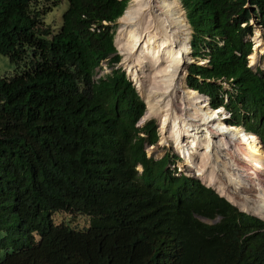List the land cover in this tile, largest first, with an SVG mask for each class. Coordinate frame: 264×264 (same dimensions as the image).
<instances>
[{"label":"trees","instance_id":"1","mask_svg":"<svg viewBox=\"0 0 264 264\" xmlns=\"http://www.w3.org/2000/svg\"><path fill=\"white\" fill-rule=\"evenodd\" d=\"M181 2L194 52L206 44L211 58L192 68L190 87L217 107L219 88L206 81L235 79L251 116L243 125L264 145V70L248 68L253 28H241L254 14L264 26V0ZM63 4L61 23L50 26ZM125 8L124 0H0V52L16 66L0 77V264H264V212L245 211L192 168L175 176L168 154L148 158L144 145L159 135L155 122L136 127L145 104L132 83L119 71L94 80L104 60H120L103 22ZM123 35L121 27V51ZM156 71L150 65L144 78L154 82ZM60 213L90 225L56 223Z\"/></svg>","mask_w":264,"mask_h":264},{"label":"bare ground","instance_id":"2","mask_svg":"<svg viewBox=\"0 0 264 264\" xmlns=\"http://www.w3.org/2000/svg\"><path fill=\"white\" fill-rule=\"evenodd\" d=\"M175 1L132 0V8L128 9L125 15L128 21L121 20L125 40L124 50L121 51L125 57L124 64L127 65L129 74L138 83L145 96L146 104H148L145 117L159 118L161 135H159L158 145L146 143L144 150L147 154V150L159 146L161 140V144L166 146V154L169 155L167 168L175 176H180L185 168H192L196 176L207 175L213 180L215 179L213 172L217 171L222 178L218 184L222 194L236 203L240 201L242 192L249 196L252 191H264L261 177L262 175L264 177V166L260 169L262 175L256 176L253 180L249 177L251 172L259 171L258 166H255L253 170L245 168L254 158L264 163V152L259 146L262 141L256 134L246 131L243 124H236L239 115V113L236 114V110H234L235 125L223 124L219 119V114L222 112L210 110L207 101L202 100L203 96L187 88L185 81L187 66L192 61L191 56L186 57L189 50V34L186 19L176 9ZM138 10H143V14L137 19ZM142 20L147 25L153 24L154 21L173 24V38L166 39L162 32L147 36L142 28ZM261 23L258 16L254 14L247 23L241 25V28L248 26L253 28L252 35L245 38V42L255 47V51L249 56L251 65L256 64L258 58L264 53L263 47L261 54L258 53L264 39L260 38L261 35L259 37L257 30L254 33L255 25L261 26L264 31ZM164 33L167 31L165 30ZM178 46L183 48L179 50ZM206 47L204 44L199 53L211 60L209 49ZM180 62H184L183 65ZM150 65L155 66L157 71L152 86L145 87L147 81L144 74ZM102 72L101 67L97 68L94 80H98ZM229 80L232 82L229 93L231 104L236 102L237 111L239 109L241 111L240 116L251 118L249 114L244 113L241 103H237L239 91L236 80L233 78ZM170 91H172L171 97L166 101H160L159 95ZM175 101H178V110L172 107ZM223 116L226 114L223 113ZM144 121L143 118L142 124ZM262 121L261 118L260 122ZM136 127L144 128L139 123ZM177 155H182L183 160H177ZM147 157L153 158L148 154ZM161 159L154 158L156 161ZM245 174L246 177H244ZM224 184L228 187V191ZM256 197L258 200L253 198L251 204L248 202L242 204L245 211L247 209L249 211L250 208L264 212V193H258Z\"/></svg>","mask_w":264,"mask_h":264},{"label":"clouds","instance_id":"3","mask_svg":"<svg viewBox=\"0 0 264 264\" xmlns=\"http://www.w3.org/2000/svg\"><path fill=\"white\" fill-rule=\"evenodd\" d=\"M124 1H126V8H125L122 16H120L115 23L103 22V25L104 26H110L111 27V33L114 36V46H115V49H116V55L120 57V60H119L118 63H113V64H110L111 57H109L106 60H104L102 62L103 72H102V74H100V76L98 78H100L102 76H105V75L112 74L115 71H119L120 73L124 74L125 77L132 83L133 87L136 89L137 93L139 94L140 98L142 99V101L145 104V109H144V112H143V115H142L143 117H141L139 119V121H138L139 125H141L142 127H145L148 123L155 122L156 123V126L157 125L159 126V118H157V117H155V118L154 117H152V118H150V117L149 118H146L145 117V114L147 112V105H148V104H146L145 96L141 92L140 86L138 85V83L136 82L137 85H138V87L133 83V81H132L133 78L131 77V75L128 72L127 65L124 64L125 57H124L123 53L121 52L120 48L117 47V44H118L117 43L118 36H119V32H120V29H121V26H122L121 19L126 15L128 9L132 5V0H124ZM175 2H177V4L178 3L180 4V5L178 4L179 8H183L184 7L183 4H182V2H181V0H176ZM247 7H249V5H247L246 8ZM182 14H184L185 19L188 21V16H187L186 12H182ZM187 21H186V26L189 23V21H188V23H187ZM189 25H190V23H189ZM94 28L95 27H93L92 32L94 31ZM191 28L192 27L190 25V29ZM218 40L219 39H217V41ZM262 44H263V46H261L259 48L260 50L258 49V53L259 54H261L260 52H261L262 47H263V50H264V42ZM188 46H189V50H188V53L186 54V57H189L190 58V56H191L192 61H190V63H188V66H187L188 67V70H187V76H186V79H185L187 88L189 90H193V91L197 92L200 96H203V99L202 100H206V98H208L209 100L208 101L206 100V101L208 103V107H209L210 110H212V111L223 110L225 112L226 116H223V113H220L219 114V119L222 118V120H223V118L226 119V118L229 117V119H230L229 120V126L235 125V121H234V111H233V109H229L228 108V106L231 104V100L229 99L230 90H227L228 91L227 97H228L229 102L228 103H225L224 100L222 99L223 98L222 91L224 90V85L223 84H226V85H229L230 86L232 82L229 79H226V78H222V79H219V80H207L206 81L207 83H212V84H214L215 86H217L219 88L218 93H217V97H218V100L220 101V104H218L219 106H217V107L214 106V105H212V103H211L212 102V97L210 95H208L206 93L205 94L204 93H200V91H197L195 88L190 87L189 82H188V79L192 75L191 74L192 68H195V67H204V66L209 67L210 60L208 58L204 57V55L203 56H198L194 52V49H193V46H192V39H191V43H188ZM182 48H183L182 46H178L177 47V49H179V50H181ZM254 51L255 50H254L253 46L251 45V53H250V55ZM250 55L247 56V66H248V68H251L254 72H256L258 69L264 70V63H262V60H264V53L261 54V56L258 58V62L256 64H254V65H251L250 64V60H249V56ZM184 62H180V63L183 65ZM194 77L198 79L199 83L203 82L201 80L200 76L195 75ZM150 83H152V80H151ZM171 94H172V91L166 92L164 95L160 94L159 95V98H161L160 101H163V100L166 101L168 98L171 97ZM150 95L152 96V93L151 92H150ZM220 96L222 98H220ZM172 107L178 110V101H175L172 104ZM143 118H144L145 121L142 124L141 121L143 120ZM157 132H158V135H161V133H160V126H159V130H157ZM187 178L194 179L191 175H189Z\"/></svg>","mask_w":264,"mask_h":264},{"label":"rangeland","instance_id":"4","mask_svg":"<svg viewBox=\"0 0 264 264\" xmlns=\"http://www.w3.org/2000/svg\"><path fill=\"white\" fill-rule=\"evenodd\" d=\"M67 8V5L63 4V6L58 9L56 12H54L53 14H51L48 17V24H50V26H54V23H61L62 20V14L63 11ZM151 13V12H150ZM143 14V10H138L137 12V19L142 16ZM142 24V28L143 31L146 32V35H152L153 33H161L163 34V36L166 39H172L173 38V32H172V27L173 24L170 23H158L157 21H154L153 24H144L143 20L141 21ZM256 28L254 30V33L256 32V30L258 31L259 37L261 35V38L264 39V31L262 29L261 26H257L255 25ZM167 31V33H164V31ZM255 36V34H254ZM255 48V47H253ZM198 56H201V53L198 52L197 54ZM262 63H264V60H262ZM16 71V66L11 63V61L5 57L3 54H1L0 52V77L3 76H11L14 74V72ZM197 83L199 84V81H197ZM197 91H199L197 88H195ZM233 104L235 105L236 102H233ZM222 113H225L223 110H220ZM237 123L242 125L243 124V116H240V114L237 117ZM249 121V120H248ZM248 121L246 123V129H248ZM157 130H159V126L157 125ZM161 139V138H160ZM158 145V144H157ZM150 151V152H149ZM147 154L148 156H152L155 159H160L163 158L164 155L166 154V146L165 144H161V140L159 141V146H154V148H149L147 150ZM169 160V159H168ZM177 160H183V156L182 155H177ZM141 170V168H139ZM217 172V171H216ZM215 173V171H214ZM215 180L218 182V184L222 181V178L220 176V174L218 173V176L214 175ZM225 189L228 191V187L226 186V184H224ZM241 198H240V202L243 204L244 202L248 203H252V197L251 195H245L244 192H242L240 194ZM249 200V201H248ZM53 219L56 223H59L60 221H65L67 222L71 227L78 229V230H84L87 229L90 225V219L84 216H76V217H72L66 213H60V214H56L53 216ZM3 257V254L0 256V258Z\"/></svg>","mask_w":264,"mask_h":264},{"label":"built area","instance_id":"5","mask_svg":"<svg viewBox=\"0 0 264 264\" xmlns=\"http://www.w3.org/2000/svg\"><path fill=\"white\" fill-rule=\"evenodd\" d=\"M224 85V90L222 91V95H223V98L220 96V98H222L224 100L225 103H228L229 100H228V97H227V93L228 91L227 90H230V86L229 85H226V84H223ZM229 117L228 118H223V121L225 122L226 125H229ZM260 148L262 149V151L264 152V147L262 145V143L259 144ZM255 166H258L257 168L259 169V171H254V172H251V176L249 177L250 179H254L256 176H261L262 173L260 171L261 167L264 166V163L263 162H258L256 158L253 159L252 163H250L249 166H245V168L247 170L251 169L253 170ZM238 168L240 169V166L238 165ZM214 173V172H213ZM215 176H218V172L215 171L214 173ZM244 177H246V174L244 175ZM263 179H262V183L264 184V177L263 175L261 176ZM258 193H264V191H259V190H255V191H252L250 193L251 197L254 198L255 200H257L258 198L256 197V195Z\"/></svg>","mask_w":264,"mask_h":264},{"label":"water","instance_id":"6","mask_svg":"<svg viewBox=\"0 0 264 264\" xmlns=\"http://www.w3.org/2000/svg\"><path fill=\"white\" fill-rule=\"evenodd\" d=\"M179 4V3H178ZM180 5V4H179ZM187 21V20H186ZM187 23H188V21H187ZM187 28H188V34H189V41H188V43H191V39H192V34H193V31H192V28L190 29V25H189V23L187 24ZM204 67H206V66H204ZM145 79H146V81H147V83L145 84V87H149V86H152V83H150L151 82V78L150 77H145ZM132 81H133V83L138 87V85H137V83H136V81L134 80V79H132ZM205 82L203 81V82H201L200 84H204ZM214 85V84H213ZM206 100L208 101L209 99L208 98H206ZM220 121L223 123V124H225V122L222 120V118L220 119Z\"/></svg>","mask_w":264,"mask_h":264}]
</instances>
